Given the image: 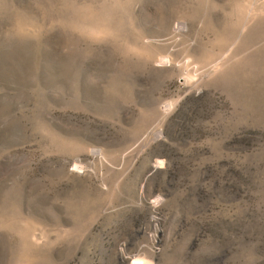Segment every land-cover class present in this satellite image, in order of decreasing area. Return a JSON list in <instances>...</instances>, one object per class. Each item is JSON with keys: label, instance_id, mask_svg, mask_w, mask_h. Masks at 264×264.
I'll return each mask as SVG.
<instances>
[{"label": "rangeland", "instance_id": "obj_1", "mask_svg": "<svg viewBox=\"0 0 264 264\" xmlns=\"http://www.w3.org/2000/svg\"><path fill=\"white\" fill-rule=\"evenodd\" d=\"M0 264H264V0H0Z\"/></svg>", "mask_w": 264, "mask_h": 264}]
</instances>
